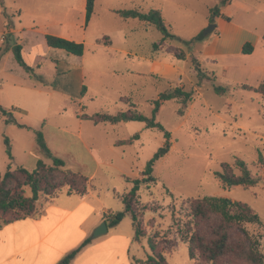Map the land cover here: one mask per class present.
<instances>
[{"label":"rangeland","instance_id":"374dc122","mask_svg":"<svg viewBox=\"0 0 264 264\" xmlns=\"http://www.w3.org/2000/svg\"><path fill=\"white\" fill-rule=\"evenodd\" d=\"M84 3L85 0H70L66 15L60 9H53L54 17L39 20L28 15L19 17L10 7L0 5V105L17 101L20 107L13 112L15 119L32 128L18 130V133L9 130L4 134L15 141L12 169L23 166L32 170L38 160L47 167L53 166L35 141L34 130L40 129L52 154L62 158L65 167L89 178L87 187L93 186L95 196L98 193L101 203L112 210L109 219L113 213L122 211V198L128 194L131 180L142 177L146 163L166 139L163 131L146 128L143 122L96 125L91 120L80 119V115L116 114L127 110L132 103L121 100L122 96H127L138 111L151 116L153 101L159 93L181 87L191 92L192 99L187 102L166 100L156 114V121L170 133V147L154 163V181L148 186L141 184L133 199L132 209L144 234L138 242L145 241L148 254L151 251L147 241L152 238L168 264H211L197 249L194 259L189 258L188 240L192 234H198L205 242L212 241L219 220L214 216L194 217L190 201L219 196L247 203L260 216V225L244 223L242 227L251 240H257L256 249L264 255V96L256 91L264 81V0H231L227 9L233 19L246 23L258 36L251 54L199 55L200 62L192 55L188 60L185 58L199 44V40H190L214 23L207 18L208 5L213 0H180L176 12L171 18H165L166 22L172 21L170 32L177 38L166 40H161V32L154 25L124 20L110 11L118 0H96L91 20L86 24ZM8 22L20 30L26 29L27 33H11L6 27ZM118 27L129 35L126 44L112 48L95 44V37L100 33L115 31ZM36 29L59 37L68 35L72 41L85 33L90 41H80L84 52L82 56H75L48 47L45 34L37 33ZM156 42L159 46L154 49ZM14 44H21L23 59L33 69L31 73L15 60L11 51ZM28 48L31 55L27 54ZM177 54L184 56V61L178 62L184 70L179 79L163 80L149 72L152 61L176 62ZM105 61L115 62L113 66L118 72L103 75L99 73L101 69L94 72V63L100 62L102 66ZM196 66L203 72L202 76ZM132 71H139L141 75ZM214 85L225 90L218 93ZM84 86L86 90L82 93ZM80 130L86 147L77 140ZM135 133H139V138L132 144L118 145V140L129 139ZM3 144L1 135L0 176L6 169L2 161L6 159ZM91 152L109 162L96 166ZM236 159L243 160L251 174L260 178L257 185L222 186L216 173L227 163L239 174ZM113 187L118 194L122 193L119 203L105 196ZM22 188L25 196L31 195L27 185ZM68 188L64 185L50 196L40 193L35 202L36 213L58 194L59 201L65 199ZM14 217L15 214L9 212L2 220ZM228 231L231 241L247 245L239 227L232 226ZM136 245L133 243L131 251L142 253ZM217 264L251 263L243 257L222 256Z\"/></svg>","mask_w":264,"mask_h":264},{"label":"crops","instance_id":"0c3cea01","mask_svg":"<svg viewBox=\"0 0 264 264\" xmlns=\"http://www.w3.org/2000/svg\"><path fill=\"white\" fill-rule=\"evenodd\" d=\"M126 1H128V3L123 5ZM179 1L180 0H118V4L110 7L109 10L117 14L121 19L137 20L146 26L150 24L141 22L136 18H123L118 14V11L127 9L144 10L142 12H147L150 9L159 10L170 32V27L173 26V23L170 19L166 22L165 18L167 16L171 18L172 13L176 12ZM221 1L222 0H213V3L208 5V21L210 18V9L217 5L219 6ZM230 1L231 0H227L225 5L220 7V15L217 16L214 21V30L199 41L194 52L186 54L185 60H188L190 55L199 62V55L215 57L224 55L237 56L242 54L241 50L246 42H250L253 45L254 51V44L258 40V36L246 23L231 17V14L227 10ZM69 2L70 0H0V5L2 3L3 6L10 7L15 15H19V17L28 15L34 20H39L42 18L49 19L50 17H54L53 9H60V12L66 15L69 12ZM227 17L229 20L226 19ZM9 30L15 35L16 33H20V31L22 33H27L26 29L20 30L14 25H12ZM31 30L35 31L33 28ZM37 31L36 29V32ZM37 33L45 34L39 31ZM61 36L66 39H73L68 35ZM95 38V44L112 48L113 46L126 44L129 35L126 33L125 29H120L118 27L115 31L100 33ZM74 40L77 42L83 41L84 43L88 40L90 41V39H87L85 36V33L80 39L77 38ZM39 45L42 44L39 43ZM24 48L25 47H23V50ZM35 48V46L31 47L32 50ZM26 51L28 55L32 54L30 53V48ZM179 61L180 60L176 62L172 61L171 63L152 61L149 72L161 77L163 80L172 81L179 79L184 73L183 67L178 63ZM99 63L100 62L94 63V72H98L97 69H101L99 73L102 75L105 73L115 74L118 72L113 66L115 64L113 61H105L102 66H100ZM132 73L141 75L139 71H132ZM121 100H127L133 103L131 98L127 96H122ZM1 106L5 110L11 112L14 117L13 112L19 109L20 104L12 100L5 105L1 104ZM5 119L6 117L0 113V136L6 134L9 130L14 133H18V130H26L17 127L14 123L5 122ZM118 123L109 124L116 125ZM89 137L90 135L86 133V138ZM9 140L12 146L13 157H15L13 152L15 141L11 138H9ZM77 140L83 147L87 146L82 130L78 132ZM3 147L5 152L4 144ZM90 156L96 166L109 162L107 159L105 160L92 152ZM2 161L7 167L9 162L7 156L6 159L4 157ZM87 188V193L84 195L76 193L66 194V198L60 201L58 200V194L52 198L51 202L43 208L42 211L37 212L35 215L2 224L0 226V264H58L64 256L76 249L87 238H89L90 241L76 253L70 264H134L135 259L146 258L149 254L145 252L146 243L144 240L143 242H138L134 239V228L131 217L126 214L118 224L109 227L106 219L111 213L110 211H112L111 208L101 203L98 193L97 196H95L92 190L93 186L92 188ZM118 192L119 191L113 187L110 191H106L105 196L119 203L122 201V193L118 194ZM102 216H104V218H102ZM102 221L107 222V233L92 238L91 236L94 229L97 228ZM135 242L137 243V248L142 249V253L135 254L131 251V247Z\"/></svg>","mask_w":264,"mask_h":264},{"label":"trees","instance_id":"16d2710c","mask_svg":"<svg viewBox=\"0 0 264 264\" xmlns=\"http://www.w3.org/2000/svg\"><path fill=\"white\" fill-rule=\"evenodd\" d=\"M227 0H222L219 6H215L210 9V22H214L215 18L220 15V7L224 6ZM95 0H86L85 3V21L89 22ZM4 13V12H2ZM5 14V13H4ZM118 14L123 18H136L146 24L154 25L161 32V40L168 38L176 39L177 36L170 33L168 27L164 23L161 16V12L156 9H150L147 12H142L137 9L120 10ZM6 15V14H5ZM229 20V18H226ZM6 27L9 29L12 27L8 22ZM205 35L198 33L190 42L194 40L201 41ZM45 43L48 47L58 49L66 52L67 54L82 56L84 52V44L82 42L72 41L63 37H59L52 34L44 35ZM264 40V33L262 35ZM159 44L156 42L153 44L154 49H157ZM15 60L22 66L26 72L31 73L33 69L27 65L22 56L21 44H14L11 48ZM242 54H251L253 51V45L250 42H246L242 47ZM177 60H183L182 54L176 55ZM199 76L203 75V72L196 66ZM58 69V68H57ZM58 74V70H57ZM37 77V76H35ZM86 87L82 89L84 93ZM214 90L218 93H223L225 88L214 85ZM257 92L264 96V81L257 87ZM182 99L183 102L190 101L192 99L191 92L183 90L181 87H176L167 92H161L158 97L153 101V107L151 116H146L136 109L135 104H130L127 110H122L116 114L108 113H94V114H81L80 119L91 120L94 124L99 123H118L139 121L145 124L146 128H156L163 131L166 139L164 145L160 147L153 157L146 163L142 170V177L131 180L132 186L128 194L124 195L122 200L124 209L112 214L107 219L108 226L112 227L118 224L123 217L128 214L131 217L132 225L134 228V239L139 240L144 234L141 227V223L132 209L133 199L136 197L137 192L140 189L141 184L148 186L154 181L152 175L153 166L156 160L164 156L170 147V133L166 131L163 125L156 121V114L160 109L162 102L166 100ZM0 113L4 116H10L5 119L7 123H14L17 127L32 130V128L24 123L18 122L11 114V112L5 110L0 105ZM35 141L41 151L47 158L52 160L53 166L47 167L42 160H38L34 169L29 170L23 166H16L12 169V162L14 160L12 154V146L9 138L3 135V142L5 145V153L8 158L7 167L0 176V226L7 222H11L17 219L26 218L36 213L35 202L40 193L45 195H52L55 191L64 185H68L67 194L76 193L84 195L87 193V184L89 178L78 171H74L65 167V161L52 154L48 147L43 132L40 129L34 130ZM139 138V133H135L129 139L122 140L118 145H129L134 140ZM235 166L239 169L240 173L235 174L232 167L227 163L221 165V170L216 173V177L220 180L224 188H231L237 185L243 187H250L257 185L260 178L253 176L248 169L246 163L241 159H236ZM28 186L31 191L30 196H25L23 192V186ZM76 187V188H74ZM190 208L192 215L198 217H211L214 216L219 220L217 228L215 229V238L210 242H205L202 236L198 234H192L189 237L188 255L190 259H194L195 250H199L204 258L211 264H217V261L222 256L227 257H243L251 264H264V255H262L257 249V240H251L249 233L244 230L242 225L244 223L261 224L260 216L253 210L247 203L241 201H232L227 197L219 196H205L202 198L192 199L190 201ZM14 213L15 217L12 220H2L3 215L6 213ZM232 226L239 227L247 239V245L241 246L236 242L231 241V235L228 231ZM89 238L85 239L76 249L69 252L58 264H70L73 257L80 251V249L89 242ZM150 253L145 259H135L134 264H168L165 255L157 250L156 243L152 238L147 241ZM197 244V247L195 246Z\"/></svg>","mask_w":264,"mask_h":264},{"label":"water","instance_id":"95a60500","mask_svg":"<svg viewBox=\"0 0 264 264\" xmlns=\"http://www.w3.org/2000/svg\"><path fill=\"white\" fill-rule=\"evenodd\" d=\"M214 27H215V23H212L210 25V28L207 31H205L203 34L206 35L208 32H211L212 29H214ZM107 229H108L107 222L102 221L101 224L97 228L94 229L91 237L96 238V237L102 236L107 233Z\"/></svg>","mask_w":264,"mask_h":264}]
</instances>
